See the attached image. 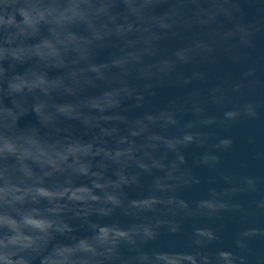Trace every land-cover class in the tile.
Returning <instances> with one entry per match:
<instances>
[{"label": "water", "instance_id": "obj_1", "mask_svg": "<svg viewBox=\"0 0 264 264\" xmlns=\"http://www.w3.org/2000/svg\"><path fill=\"white\" fill-rule=\"evenodd\" d=\"M0 264H264V0H0Z\"/></svg>", "mask_w": 264, "mask_h": 264}]
</instances>
